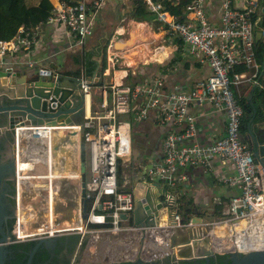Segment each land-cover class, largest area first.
Here are the masks:
<instances>
[{"label": "built area", "instance_id": "2783aa9c", "mask_svg": "<svg viewBox=\"0 0 264 264\" xmlns=\"http://www.w3.org/2000/svg\"><path fill=\"white\" fill-rule=\"evenodd\" d=\"M105 1L56 0L46 22L67 30L76 38V45L82 47L85 39L94 32L95 16ZM144 1L167 34L179 37L184 43L187 59L206 64L209 74L202 80L186 79L176 87L168 88L166 78L177 70L178 61L173 63V58L144 61L119 58L121 55L110 49V44L102 75H110L118 64L129 68L133 77L137 74L135 64L142 67L153 61L159 63L160 69L136 82L115 80L101 84L102 98L98 109H93L90 79L85 74L82 58L80 88L89 104L84 117V133L81 134L80 125L74 126L77 137H84L85 154H88L85 212L81 190L69 220L64 217L69 214V209L57 212L56 191L54 189L51 194L48 170L39 171L34 161L40 148H28L23 137L18 140L16 128L11 225L14 240L11 243L75 235L77 242L70 264L130 262L138 258L156 260L179 252L183 246L192 248L193 238L188 242L179 241L173 247L170 235L175 229H190L197 225L192 222L193 214L182 216L177 204L183 189L178 192L179 185L188 179L186 170L200 168L211 171L217 181L237 187L239 192L230 196L219 211L210 212L214 216L212 220L198 224L201 227L199 237L206 236L213 253L219 256L264 249V171L254 161L248 144L240 138L247 130L246 108L234 92L243 83L258 84L256 33L261 32L260 39L264 40V28L259 29L264 0H219L218 20L209 19L205 0H195L187 5V15L181 19L170 14L161 0ZM117 31L123 32L124 25ZM35 35V30L21 26L15 39H0V56L11 49L30 48ZM9 64L0 59L1 66ZM125 117L132 119L125 120ZM150 117L168 128L158 146L160 156H140L129 163L127 159L133 156V129ZM221 119L225 122L224 133L215 137L213 127L208 128V124L213 126ZM24 127L29 132L36 133L43 128L48 133V126ZM18 141L25 149H21V153L18 152ZM55 156H60L58 149ZM123 157L124 161L121 160ZM19 162L24 163L20 165ZM119 166L131 169L120 183ZM60 167L62 169V165ZM143 168L149 182L158 178L161 188L175 187V194L167 195L163 201L159 211L160 224L152 227H138L132 222L134 200L128 187L130 174ZM150 188L156 191L154 186ZM169 207L174 208L170 218ZM29 209L33 211L30 217L27 216Z\"/></svg>", "mask_w": 264, "mask_h": 264}, {"label": "water", "instance_id": "95a60500", "mask_svg": "<svg viewBox=\"0 0 264 264\" xmlns=\"http://www.w3.org/2000/svg\"><path fill=\"white\" fill-rule=\"evenodd\" d=\"M134 24L128 26L127 37L117 41L115 46L118 50L130 47L134 43V32L131 30ZM136 27L143 29L142 24ZM261 38V32L256 33V41ZM22 70V71H21ZM88 85L103 84L102 67L97 66L89 77ZM253 86L247 98L241 100L248 115L247 126L251 125L248 135H241V140L246 142L251 150L254 161L261 171H264V124H254L256 106L254 103ZM86 114L85 99L80 88V74H68L53 63L49 68L37 66L31 69H17L9 65H0V264H5L10 254V246L14 235L11 225L14 218V202H12L15 175L14 143L15 131L21 126H56L58 124L80 125L81 134L84 133V117ZM253 125V129H252ZM85 142L80 138V172H81V195L82 210L85 212ZM146 169L138 173L130 174V191L133 195L134 208L132 211V222L138 227H152L160 224L159 211L167 195L175 194V187L161 188L158 178L149 182L146 178ZM154 186L156 191L151 190ZM181 195L185 196L184 190ZM179 203L180 202L179 200ZM178 205V204H177ZM193 214L192 222L196 223L190 229H175L170 235V245L176 246L179 236L184 235L183 242H192L191 256L188 259H202L209 264L215 255L205 244V239L199 237L198 226L200 222L210 221L214 218L203 206L191 203L187 206ZM168 216H172L173 207H169ZM178 210V209H177ZM179 211V210H178ZM65 214L69 220L71 216ZM189 216V215H188ZM185 216V217H188ZM62 237V236H60ZM60 237L40 238L36 240L34 247L28 252L26 264L31 260L36 249L43 245L49 248ZM178 259L180 254L174 251ZM168 257V256H166ZM225 264H264V249H255L246 252H231L221 256ZM165 258V257H164ZM163 259V258H162ZM162 259L142 260L140 258L128 262L129 264H158Z\"/></svg>", "mask_w": 264, "mask_h": 264}, {"label": "crops", "instance_id": "0c3cea01", "mask_svg": "<svg viewBox=\"0 0 264 264\" xmlns=\"http://www.w3.org/2000/svg\"><path fill=\"white\" fill-rule=\"evenodd\" d=\"M55 1L56 0H51L52 3ZM86 1L90 2L91 0ZM177 2H175V4H177ZM218 4L219 0H205V7L208 10V17L210 20L219 19L220 9ZM132 5L133 0H106L103 7L95 16L96 28L94 32L85 39L82 47L76 45V38L67 30L60 29L46 22V20L44 22H35L34 19L31 18L30 25L27 27L35 30L36 35L35 40L29 46L30 48L19 47L17 50L11 49L8 54L1 55L0 59L7 60L10 63L9 66H13V68L17 69H31L34 66H37L39 69H42V67L49 68L55 63L68 74H80L82 58H84L83 65L85 69V58H89L92 64H95V69L97 66H101L104 70L105 58L108 56L107 52L113 48L121 55L119 58H131L135 61H144L148 58L157 60H160V58H181L178 60L180 65L177 66V70L166 78L168 88H174L186 79L194 81L202 80L209 74V68L206 64H199L193 60L187 59L189 57L186 56L184 43L179 37L167 34L164 27L155 20L154 15L150 19L138 20L133 18L131 15ZM186 15L185 9L182 18H185ZM130 23L134 24L131 29L134 32V43L130 47L118 50L115 43L127 37ZM138 24H142L143 29L136 27ZM121 25H124V31L118 32L117 30ZM110 44L112 47L108 49ZM26 60L29 61L26 62ZM30 62H32L31 65L28 64ZM159 66V63H154L153 61L142 67L135 64L134 68L137 74L133 77L129 68L122 67L118 64L117 68L111 72L110 75H103V84L115 80L123 83L136 82L140 77L147 76L152 71L159 70ZM163 69L167 70L165 66ZM241 87H243L244 91L239 94V97L243 100L247 98L252 87L246 89V85H242L240 89ZM91 97L93 109H98L99 102L102 98V89L99 84L91 86ZM204 107L208 108V106ZM254 124H264V121H254ZM208 125V128L213 127L211 130L215 137L223 135L225 129V122L223 119L218 120L213 126L210 123ZM249 127L251 129V125ZM62 130L65 132L67 129ZM166 130H168L167 126L159 125L152 117L133 129V138L134 133H141L143 141L145 142L146 149L145 153L142 155L143 157L158 158L160 156L158 146ZM202 132L209 136L208 132L204 129H202ZM243 134H245V132ZM28 140H30V135H28L27 142ZM32 141L33 146H40V142H38L36 138H33L30 141L31 147ZM27 147L31 148L29 144H27ZM134 147L133 143V149ZM24 150L25 149L22 148V151ZM50 153L47 154L48 157ZM133 155H135V152H133ZM36 160H39L38 156L35 157L34 161L36 162ZM185 174H187L188 179L185 182L182 181L183 184H180L178 188V192L182 188L185 192V196L181 195L180 198L178 197L180 202L190 201L199 206H203L208 212L215 213L219 211L221 205L227 201L230 196L239 192L237 187L225 186L217 181L211 171H202L200 168H190L186 170ZM128 186H131V179L129 180ZM177 196H179L178 193ZM183 238L184 235L181 234L179 240L182 241Z\"/></svg>", "mask_w": 264, "mask_h": 264}, {"label": "trees", "instance_id": "16d2710c", "mask_svg": "<svg viewBox=\"0 0 264 264\" xmlns=\"http://www.w3.org/2000/svg\"><path fill=\"white\" fill-rule=\"evenodd\" d=\"M178 1V2H177ZM195 0H163L162 4L166 10H168L176 18H182L183 11L187 5L193 3ZM177 2V4H175ZM52 9L51 0H0V39L12 40L15 39L18 30L21 26L27 27L30 25L31 18L35 22H44L49 16ZM131 15L133 18L150 19L153 14L148 10L147 4L144 0H133L131 9ZM264 28V15L259 22V29ZM181 58H173L172 62H176ZM256 61L259 64V69L256 74L258 84L254 89L253 98L256 103V114L254 121H264V40L259 39L256 43ZM86 74L90 77L95 69V64H92L89 58H85ZM260 76V77H259ZM246 85V89L253 87V84H241L234 89L235 95L239 97L240 93H243V87ZM240 90V91H239ZM247 116V114H246ZM245 116V118H246ZM248 130L250 127L248 126ZM123 167L118 168V181H122ZM63 242L70 241L72 247L68 250V254H72L76 242L77 236L68 235L60 238ZM58 243V242H57ZM33 241L16 242L11 244L9 250L11 251L5 264H26L28 258V252L34 247ZM60 252L58 246L53 250L54 254ZM59 258L56 255H52L50 251L44 246L40 245L33 254L31 264H57ZM216 264H225V261L221 256H218L215 260ZM70 263V256L64 260V264ZM118 264H129L118 263ZM210 264H213L211 261Z\"/></svg>", "mask_w": 264, "mask_h": 264}, {"label": "bare ground", "instance_id": "6f19581e", "mask_svg": "<svg viewBox=\"0 0 264 264\" xmlns=\"http://www.w3.org/2000/svg\"><path fill=\"white\" fill-rule=\"evenodd\" d=\"M85 109H86V114L88 112V104H89V100L88 97L85 96ZM27 128H25L24 126L21 127H17V137L18 140L20 137H24L26 136V134L30 135V140H28V144L31 147V140L33 138H36L38 142H40V144H44V153H45V158L43 157L44 153H39V151H37V153L35 154V157L38 156L39 160H36V163L38 164V170L42 171L43 168V164H45L48 174V177L51 178V194H53L54 189H55V181H60L59 184H62L67 178L71 177L73 174L74 178H79V186L77 185V187L79 188V190H81V172H80V139L77 137V132H76V127L74 125H65V124H58L55 127L54 126H48L47 130L48 133L45 129L40 128L38 132L34 133L32 131H26ZM62 129H67L66 132H63ZM60 130V131H59ZM28 135H27V139H28ZM78 139V141L76 139ZM75 139V140H74ZM26 142V141H25ZM69 146H77V154H78V171H79V175L78 173H71L69 167L66 165V161H63V157L59 156L56 157L55 155H57V149H58V153H64L65 150H67L68 148H70ZM35 146H33V141H32V147L33 148ZM40 146H36V148H40ZM17 148H18V152L20 153L21 150V144L18 141L17 144ZM40 149V150H42ZM39 150V149H38ZM52 150V151H51ZM51 151V153H50ZM48 153H50V156L48 157ZM42 155V156H41ZM62 155V154H61ZM44 158V159H43ZM35 160V159H34ZM24 163V162H21ZM41 163V164H40ZM20 164V163H19ZM40 164V165H39ZM21 165V164H20ZM62 165V169L61 166ZM67 166V167H66ZM42 167V168H41ZM41 168V169H40ZM60 170V171H59ZM45 171V170H43ZM75 171V170H73ZM76 172V171H75ZM58 185V184H57ZM54 187V188H53ZM78 190V191H79ZM33 214V211L31 210V215ZM207 230V229H205ZM205 244L210 248V251L213 253L214 250L211 248V246L209 245V240L208 238L205 236Z\"/></svg>", "mask_w": 264, "mask_h": 264}, {"label": "rangeland", "instance_id": "374dc122", "mask_svg": "<svg viewBox=\"0 0 264 264\" xmlns=\"http://www.w3.org/2000/svg\"><path fill=\"white\" fill-rule=\"evenodd\" d=\"M125 120H131L132 118H129V117H125L124 118ZM60 131V130H59ZM66 132V131H65ZM67 133V132H66ZM134 133V149H133V152H135V155H133L132 157H130L129 159H127L129 161V163H131L134 159H137L138 157L142 156L144 153H145V142L143 141V138H142V134H138ZM27 135L23 137V139H25V143H26V146H27ZM76 139V138H75ZM74 139V140H75ZM78 141V139H76ZM41 147L40 149H44V144H40ZM70 148H68L67 150H65L64 153H61L60 156L63 157V161L65 160L66 161V165L69 167L70 169V172L73 174V173H78L79 175V171H78V154H77V146H69ZM22 149V147H21ZM39 149V153H44V150H40ZM42 156V155H41ZM43 157L45 158V153L43 154ZM43 158V159H44ZM122 161H124V157L121 158ZM21 164V162H19ZM85 163H86V168H87V164H88V154L86 153V157H85ZM43 168H42V171L45 170L47 171L46 169V165L43 164ZM66 166V167H67ZM40 168V169H41ZM75 170V171H73ZM60 171V170H59ZM131 171L130 168L126 167L124 168L123 167V170H122V175L121 177L124 178V176H126L127 174H129ZM47 173V172H46ZM74 175V174H73ZM73 175L69 178H65L66 180L62 183V184H59L60 181H55V190L57 189V192H55V199L57 200L56 202V209H57V212H62V211H65L67 209L71 210V209H75L76 206H77V200H78V190H77V185L79 186V176L78 178H74ZM58 184V185H57ZM129 187V186H128ZM27 216L30 217L31 216V209L28 210L27 212ZM123 250V248L121 249Z\"/></svg>", "mask_w": 264, "mask_h": 264}, {"label": "flooded vegetation", "instance_id": "af4514ba", "mask_svg": "<svg viewBox=\"0 0 264 264\" xmlns=\"http://www.w3.org/2000/svg\"><path fill=\"white\" fill-rule=\"evenodd\" d=\"M247 112L245 113L244 115V121H245V125L247 123V118H248V115L246 116ZM246 116V118H245ZM246 127L248 128V126L246 125ZM249 133V130L247 129L245 134L244 135H248ZM249 147V146H248ZM77 190H79V188L77 187ZM57 192V189L55 190ZM80 192V190L78 191ZM12 202H13V197H12ZM192 202L190 201H185V202H182V203H179L178 202V205H177V208L178 210L180 211V213L182 214V216H190L191 215V211L190 209L187 207L189 204H191ZM62 237H65V236H62ZM60 237V238H62ZM38 240V239H36ZM36 240H32L34 243L36 242ZM58 242V243H57ZM43 246V245H42ZM58 246V248L60 249V252L57 253V254H54L53 253V250ZM72 247V243L70 241H65L63 242L61 239H58L56 240L53 245L49 248H47L50 253H52V255H56L59 260H58V263L57 264H64V260H66V258L68 257V255L70 256V261H71V257H72V254L70 255V253L68 254V250H70V248ZM74 251V250H73ZM179 254H180V259H178L176 256H168V257H165L163 258L158 264H206L204 260L202 259H188L190 256H191V248L189 246H183L180 250H179ZM216 259L213 258L212 259V262L213 264H216L215 261ZM128 261H121V262H117V263H107V264H118V263H127ZM70 264V263H69ZM78 264H104V263H92V262H81V263H78ZM210 264V263H209Z\"/></svg>", "mask_w": 264, "mask_h": 264}]
</instances>
